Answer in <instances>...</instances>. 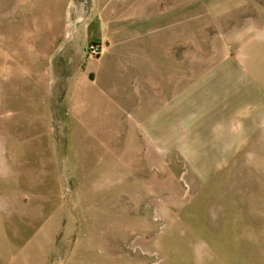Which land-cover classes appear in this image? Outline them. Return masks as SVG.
<instances>
[{
  "label": "rangeland",
  "instance_id": "1",
  "mask_svg": "<svg viewBox=\"0 0 264 264\" xmlns=\"http://www.w3.org/2000/svg\"><path fill=\"white\" fill-rule=\"evenodd\" d=\"M93 1L0 0V264H264V127L225 160L193 156V141L75 139L58 57L77 51L70 35ZM150 1L186 25L162 47L187 53L194 81L234 56L248 62L264 31V0ZM123 123L144 131L133 111Z\"/></svg>",
  "mask_w": 264,
  "mask_h": 264
},
{
  "label": "crops",
  "instance_id": "2",
  "mask_svg": "<svg viewBox=\"0 0 264 264\" xmlns=\"http://www.w3.org/2000/svg\"><path fill=\"white\" fill-rule=\"evenodd\" d=\"M155 4L94 0L88 22L73 28L70 36L77 39L73 42L77 51L58 57L59 69L66 66L71 75L58 74H65L72 84L65 96L74 137L78 140L87 132L92 142L111 144L114 136L126 135L127 143L151 142L164 150L193 141L203 144L193 156L225 160L264 127V31L249 41L248 62L234 56L232 63L223 61L194 81L187 53L173 57L162 47L173 30L179 37L186 34L182 33L186 25L177 24L175 12L165 11L163 16ZM60 29L71 41L67 30ZM91 43L100 47L97 58L87 51ZM184 44L188 47L186 41L180 43ZM56 46L64 49L61 42ZM161 52L178 71L161 61ZM43 53L49 51H42L49 61L50 54ZM161 70L169 82L162 75L161 83ZM149 80H158V92L150 91ZM166 92L169 96L164 98ZM129 111L140 120L141 135L133 128L129 132L123 123Z\"/></svg>",
  "mask_w": 264,
  "mask_h": 264
},
{
  "label": "built area",
  "instance_id": "3",
  "mask_svg": "<svg viewBox=\"0 0 264 264\" xmlns=\"http://www.w3.org/2000/svg\"><path fill=\"white\" fill-rule=\"evenodd\" d=\"M95 46V45H94ZM93 45H91V47L89 48V55L91 57H95L98 54V49L96 47H94Z\"/></svg>",
  "mask_w": 264,
  "mask_h": 264
},
{
  "label": "trees",
  "instance_id": "4",
  "mask_svg": "<svg viewBox=\"0 0 264 264\" xmlns=\"http://www.w3.org/2000/svg\"><path fill=\"white\" fill-rule=\"evenodd\" d=\"M92 45L94 46V45H97V44H92Z\"/></svg>",
  "mask_w": 264,
  "mask_h": 264
}]
</instances>
